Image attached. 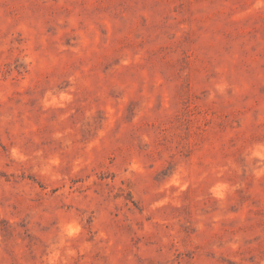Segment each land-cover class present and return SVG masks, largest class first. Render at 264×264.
Segmentation results:
<instances>
[{
    "label": "rangeland",
    "instance_id": "1",
    "mask_svg": "<svg viewBox=\"0 0 264 264\" xmlns=\"http://www.w3.org/2000/svg\"><path fill=\"white\" fill-rule=\"evenodd\" d=\"M0 264H264V0H0Z\"/></svg>",
    "mask_w": 264,
    "mask_h": 264
}]
</instances>
